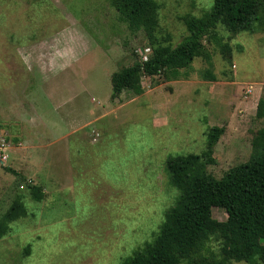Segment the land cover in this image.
<instances>
[{"label": "rangeland", "instance_id": "1", "mask_svg": "<svg viewBox=\"0 0 264 264\" xmlns=\"http://www.w3.org/2000/svg\"><path fill=\"white\" fill-rule=\"evenodd\" d=\"M156 1L157 35L169 34L173 45L188 35L182 17L201 16L213 4ZM119 16L110 0H0V144L7 146L0 217L13 203L25 211L0 228V264H121L152 240L173 205L169 156L202 153L213 127L219 133L206 169L216 178L264 149V121L255 116L264 96L263 27L221 31L229 61L204 41L214 81L202 78L206 65L195 58L187 78L143 76L140 94L123 91L111 100V74L151 53L145 32ZM32 109L55 134L82 126L69 136L80 145L69 147L66 171L49 186L34 172L50 175L48 166L22 161L53 140ZM27 182L48 189L43 199L34 201ZM212 216L227 217L218 207Z\"/></svg>", "mask_w": 264, "mask_h": 264}, {"label": "trees", "instance_id": "2", "mask_svg": "<svg viewBox=\"0 0 264 264\" xmlns=\"http://www.w3.org/2000/svg\"><path fill=\"white\" fill-rule=\"evenodd\" d=\"M110 4L130 29L145 32L151 48L146 60H136L111 74V100L123 91L140 94L143 76L160 75L165 81L187 78L195 58L206 65L202 78L214 81L212 55L204 41L214 44L229 61L232 49L221 31L236 35L264 28V0H213L201 16L182 17L188 35L173 45L169 34L157 35L156 0H110ZM255 116L264 121V96L258 99ZM218 133V128H210L202 153L166 159L169 184L177 191L173 205L164 212L152 240L121 264H264V149L257 158L230 167L216 178L206 167ZM27 187L34 199H43L39 185L27 182ZM213 207L222 208L226 219H215ZM20 213L25 211L13 203L1 215L0 228ZM212 241L217 242L216 250L209 246Z\"/></svg>", "mask_w": 264, "mask_h": 264}, {"label": "crops", "instance_id": "3", "mask_svg": "<svg viewBox=\"0 0 264 264\" xmlns=\"http://www.w3.org/2000/svg\"><path fill=\"white\" fill-rule=\"evenodd\" d=\"M31 105L34 109V105L32 103H31ZM33 114H35L37 116L38 121H41L43 123V125H45L48 128V132L51 133L53 140L51 142H49L46 146H44L42 148L41 152L39 150L35 151V149H34V152L32 153L33 155L28 153L27 158L24 155V157L22 158V161L27 162L28 164L33 163L36 166H41L44 164H45V166H42V167L48 166L50 169L49 170L47 168L46 169H47V172L51 173L50 175H48L46 172H44V170H42L40 172L34 170V172H35V176H37V177H39V179H41L40 182H41L42 186H44V185L49 186L51 184V180L54 177L61 178L63 176V173L66 171L67 168H65V163H67V160H68V155H69L68 149H69V147L71 145H73L75 141L78 143V145H80L78 140H76V139L70 140L69 136L74 137L76 135V132L78 131L77 129H79V127L81 125L77 126L76 128H72V130H69L65 133L63 132L64 134L59 133V131L55 134L52 130L49 131L51 124L45 120V117L42 115V112L38 114V112L33 110ZM65 137H67V142L64 144L63 138H65ZM75 137H78V136H75ZM80 141L83 142V140H80ZM26 142H28V140H23V143H20V144L23 146ZM89 142L93 143L91 141H89ZM80 150H81L80 147H78L77 152H76V150H73V152L75 153L74 156H76L77 159L80 157ZM54 152H56V154ZM77 153H78V155H77ZM39 155H42L43 157L42 156L38 157ZM47 158H49L50 160L47 161ZM36 159H37V163H35ZM59 163L62 164V168L60 170H57V166L59 167ZM36 166H34V168ZM43 192H44V194H46L48 192V189L45 188L43 190ZM35 200L36 199H34V201ZM43 202L47 203L48 201L46 200ZM43 202H41V203H43Z\"/></svg>", "mask_w": 264, "mask_h": 264}, {"label": "built area", "instance_id": "4", "mask_svg": "<svg viewBox=\"0 0 264 264\" xmlns=\"http://www.w3.org/2000/svg\"><path fill=\"white\" fill-rule=\"evenodd\" d=\"M147 58H144V60H146ZM1 143L0 144V165L4 164L5 161L7 160V155L5 154V150L7 149V146L4 145L3 140L1 139Z\"/></svg>", "mask_w": 264, "mask_h": 264}]
</instances>
